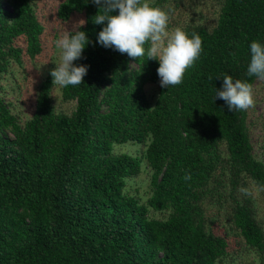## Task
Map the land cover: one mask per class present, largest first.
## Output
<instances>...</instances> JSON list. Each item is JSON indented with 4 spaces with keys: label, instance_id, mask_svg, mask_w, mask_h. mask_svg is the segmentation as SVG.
<instances>
[{
    "label": "trees",
    "instance_id": "obj_1",
    "mask_svg": "<svg viewBox=\"0 0 264 264\" xmlns=\"http://www.w3.org/2000/svg\"><path fill=\"white\" fill-rule=\"evenodd\" d=\"M33 1L0 0V80L42 51ZM186 1L150 3L171 23ZM215 1L214 25L180 26L201 37L202 52L168 88L158 60L97 42L104 25L93 23L92 0L59 2L61 20L84 15L78 30L90 42L74 64L87 75L60 87L62 101H75L65 113L52 102L49 69L23 122L0 83V264H236L243 254L264 264V157L253 150L249 109L214 99L224 75L253 89L260 80L247 68L251 42L264 44V0ZM147 83L158 84L153 105ZM127 142L144 144L143 154L113 151ZM143 159L152 170L145 202L124 191Z\"/></svg>",
    "mask_w": 264,
    "mask_h": 264
},
{
    "label": "clouds",
    "instance_id": "obj_2",
    "mask_svg": "<svg viewBox=\"0 0 264 264\" xmlns=\"http://www.w3.org/2000/svg\"><path fill=\"white\" fill-rule=\"evenodd\" d=\"M98 6L93 23L104 25L99 31L97 42L105 48H114L121 54L137 60L159 61L156 69L163 88L183 82L187 69L194 66L202 52V39L196 34L188 35L183 29L168 31L169 15L150 0H92ZM116 14H113V13ZM78 28L66 32L55 45L60 49V62L50 71L52 85L60 87L77 86L84 83L86 65H76L81 59L85 45L89 43L84 31L78 30L85 21H79ZM248 76L264 80V44L252 41L250 44ZM221 89H216L215 97L224 100L229 111H245L255 106L253 86L247 81L224 75ZM184 179L190 180L187 173Z\"/></svg>",
    "mask_w": 264,
    "mask_h": 264
},
{
    "label": "rangeland",
    "instance_id": "obj_3",
    "mask_svg": "<svg viewBox=\"0 0 264 264\" xmlns=\"http://www.w3.org/2000/svg\"><path fill=\"white\" fill-rule=\"evenodd\" d=\"M61 0H34V8L44 25L42 34V51L32 60H25L23 66L14 65L11 72L3 75L0 83L3 88L2 96L10 103L11 110L17 114L20 121L26 120L33 112L35 106V95L39 82L46 76L49 69H54L55 64L60 62V49L55 41L60 39L66 32L76 30L79 21L84 20L82 13H74L66 21L57 16V7ZM6 8L8 6L4 4ZM218 14V4L215 0H187L185 8L181 13H174L168 24V31L181 28L183 23L192 20L202 23L208 27L215 24ZM181 26V27H180ZM134 66V64H132ZM145 90L149 102L154 104L157 93V83H147ZM255 106L249 108L248 124L250 129V140L254 153L264 157V85L261 80L255 83L253 89ZM52 102L59 112L70 113L75 107V101H62L59 85H54L52 91ZM145 149L144 144L127 142L114 146L115 153L126 152L134 156H141ZM152 170L145 159L142 160L141 171L136 176L126 179L124 191L134 195L145 202L150 196V181ZM257 195V191L253 192ZM262 198V195H261ZM261 207L264 212V199ZM150 217L164 218L166 212L149 210ZM252 255L243 254L241 261L236 264H258Z\"/></svg>",
    "mask_w": 264,
    "mask_h": 264
}]
</instances>
